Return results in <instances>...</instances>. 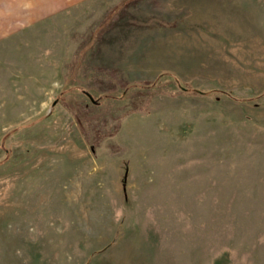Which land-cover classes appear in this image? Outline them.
<instances>
[{"label": "rangeland", "instance_id": "rangeland-1", "mask_svg": "<svg viewBox=\"0 0 264 264\" xmlns=\"http://www.w3.org/2000/svg\"><path fill=\"white\" fill-rule=\"evenodd\" d=\"M0 264H264V0H0Z\"/></svg>", "mask_w": 264, "mask_h": 264}]
</instances>
